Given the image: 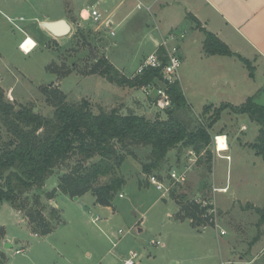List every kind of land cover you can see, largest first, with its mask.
<instances>
[{"label": "rangeland", "instance_id": "1", "mask_svg": "<svg viewBox=\"0 0 264 264\" xmlns=\"http://www.w3.org/2000/svg\"><path fill=\"white\" fill-rule=\"evenodd\" d=\"M11 1L22 3V6L19 5L22 9L6 14L14 19L23 15L26 20L20 24L40 42L35 52H21L11 40L20 31L3 11L0 12V28L9 40L2 47L6 58L0 60V79L5 81H0V84L13 85L15 95L9 96L0 89L16 108L34 106V111L36 108V112L44 116H53L55 108L47 102L43 88L59 85L57 83L61 79V88L69 103L88 99L96 113L102 108L116 107L123 113L132 110L148 119L168 118L166 111L158 110L150 98H145L141 86L120 85L131 88L130 91L127 89L128 94H124L105 76L86 74L97 58L108 56L121 72L132 76L154 48L149 33L155 26L154 20L161 18V11L156 6L151 12L146 8L133 9L134 0H129V8L123 11L122 7L114 16L113 25L105 27L101 22L116 6L114 2L99 4L100 22L91 18L79 24L72 9L84 10L93 6L96 0ZM65 12L72 31L61 38L56 49L57 44L53 40L49 42L51 38L46 37L50 31L39 23L47 14ZM184 21L182 19L181 24L172 29L185 33L179 44L185 39L188 46V58L182 60L179 69L181 82L184 84L183 80L187 79L196 85L201 83L199 75L202 71L208 73V68L194 60L193 56H197L202 49V42L193 35L195 28L184 27ZM30 43H33L32 39ZM48 64L57 67L59 74L50 71ZM68 69L74 72L62 77L61 73ZM259 78L264 79V76ZM209 94L212 97L213 90L210 89ZM185 98L184 109L189 112L193 125L209 126L217 107L206 109L203 97L194 98L189 93ZM211 102L207 104L211 105ZM208 129L212 160L218 156L213 135L221 130L230 136V149L223 153L229 159L218 158L213 164L206 160L205 150L201 154L196 153L197 162L186 181L175 186V196L163 197L162 191L149 182L150 173L143 171L142 164L148 160L150 148L139 146L137 155H128L117 169L126 179V184L116 194L111 206L96 202L92 193L71 197L58 192L54 197L57 205L54 199H47V192L57 187L58 177L63 172L61 168H56L42 189L43 200L48 205L46 215H50L52 207L61 212L58 222L54 221L56 228L47 235L35 233L22 213L19 214L7 200L0 201V227L4 229L3 234L0 231V264H125L131 250L139 254V264H223V260L241 264L240 257L251 255L249 249L257 237H261L260 245L264 247V220L261 221V214L255 208L246 206L251 200V204L264 208V159L251 146L257 141L260 125L248 113L225 108ZM0 135L7 137L1 119ZM181 147L178 145L168 153L163 170L151 173L167 176L172 168L180 169L191 163V148ZM214 175L217 184L228 186V192L214 189ZM108 178L102 177L99 182H106ZM181 200H197L211 205L214 212L210 221L214 225L198 229L189 218L177 219L175 215ZM222 231L225 233L222 234ZM158 240L163 244H157ZM18 249L21 251L17 252ZM252 264H264V251Z\"/></svg>", "mask_w": 264, "mask_h": 264}, {"label": "trees", "instance_id": "2", "mask_svg": "<svg viewBox=\"0 0 264 264\" xmlns=\"http://www.w3.org/2000/svg\"><path fill=\"white\" fill-rule=\"evenodd\" d=\"M188 16L206 35L203 44L206 55L235 54L216 34L202 28L196 17ZM160 52L163 53L164 49H160ZM239 57L253 77L255 67L252 62ZM56 68L52 64L48 66L50 71L59 74ZM70 72L71 69L62 72V77ZM95 73L129 87L142 86L155 78H162L160 68H147L141 74L127 76L105 56L97 58L86 72ZM168 89L173 104L166 110L169 114L166 119H148L132 110L123 113L116 107L102 108L96 113L88 99L69 103L67 95L58 85L43 88L47 102L55 108L53 116L48 117L34 111V106L16 108L0 89V119L7 130L6 138L0 135V201L7 200L22 213L35 233L47 235L56 228L54 221L58 222L61 214L56 207H52L47 216L48 205L42 197V189L56 168H61L63 172L58 177L57 187L47 192V199H54L58 192L71 197L90 192L96 197V202L111 206L116 194L126 184V179L117 169L128 155H137L139 146L150 148L148 160L142 164L145 173L163 170L168 153L178 145L190 147L198 154L205 150L208 156L206 160L211 163L208 128L228 107L239 113H248L260 125L257 141L251 146L264 159V104L258 103L255 96L248 97L241 105H220L215 109L209 126L193 125L189 112L184 109L186 98L180 82L175 81ZM97 156V160L91 161ZM102 177L109 178L100 183ZM171 196H175V190ZM179 206L175 215L177 219L189 218L198 229L214 225L210 221L212 215H208L209 206L195 200H181ZM246 206L255 208L261 214V221L264 220V208L251 203ZM0 231L4 233L3 227H0Z\"/></svg>", "mask_w": 264, "mask_h": 264}, {"label": "crops", "instance_id": "3", "mask_svg": "<svg viewBox=\"0 0 264 264\" xmlns=\"http://www.w3.org/2000/svg\"><path fill=\"white\" fill-rule=\"evenodd\" d=\"M128 1L129 0H96L93 5L97 6L98 8L99 4L107 5L113 2L116 3V6L111 11H109L104 18H109L114 23L115 20H113V18L117 14V12L122 7L123 11H126L129 8ZM132 2L133 9L139 8L137 4L141 3V8H146L148 12H151L152 8L155 6L159 12L161 11V18L158 21L156 19L154 20L156 22L155 26H153L152 30L149 33L151 41L154 44V48L151 52L156 49L158 40L172 31L174 27L180 25V21L182 19H185V26L183 25L185 28H188V26L195 28L196 31L193 35L199 37L200 41L202 42V49H200L198 55L193 56V58L199 64H203L204 66H206L208 68V73H204L202 71V74L199 75V77L201 78V83H197L196 85H194V82L192 84L187 79L183 80V84L181 82V74L179 71L178 81L181 84L185 97L187 96V93L191 94L194 98L203 97V99L205 100V102L203 103L204 105L206 104L204 108L208 106L216 108L220 107V105L222 104L241 105L247 100L248 97L251 96H255L258 103L264 104V79L259 78L260 75L264 76V0H134ZM19 5L22 6V3H20L19 1L0 0V12L3 11V14L6 15L7 19L12 24H14V26H16V23L20 28L19 29L17 26L15 27L18 28L20 34L11 39L13 46H16L17 49H19L24 54H31L40 47V42L37 37L32 34V32L25 29L22 24H20L22 21H25L26 18L21 15L20 18L16 17L17 19H14L6 14L13 13V11L18 8L21 10L22 7H19ZM104 11V13H107V10ZM72 12H74L76 17H78L77 23L81 24L84 21H89V19L82 18V8L77 11L72 9ZM131 12L132 10L129 13ZM129 13L127 15H129ZM84 14L87 17V12H84ZM188 14L196 17L200 21L202 28L213 32L221 40L227 43L235 54L231 56L220 54L206 55L203 48L206 35L205 33H203V30L196 27V24H194L195 22L193 23V20L191 18H189V20L187 19ZM66 17V12L58 14L52 13L49 15L47 14L42 20H40L39 24L43 25L45 21H57L60 19H65L70 24ZM11 19H13L14 22H12ZM122 20L123 19H121L119 23H121ZM102 25L105 24L103 23ZM70 26L72 31V25L70 24ZM26 35L34 40L37 44L36 47H34L28 53L24 52L19 46ZM64 36L65 35L56 36L51 31L49 32V35H46V37L51 38L49 42H52L53 40V43L57 44L56 49L59 48L58 42H61V38H63ZM8 41L9 40L5 36V33L0 28V60H5L6 58L5 54L3 53L2 47ZM180 48L182 60H185L186 58H188L187 55L189 53L185 39L180 43ZM239 55L241 57L249 59L252 62L253 66L255 67V75L253 77L250 76L248 67L239 57ZM107 58L109 57L107 56ZM109 61L112 62L111 60ZM48 66L49 64L47 65V68ZM72 72L74 71H71L70 73ZM89 75L90 74H88V76ZM0 81L4 82L5 80L0 79ZM60 81L61 79L57 84H59L58 86L61 88ZM54 82L57 81H53L52 83ZM116 85L117 88L124 92V94H128L131 89L127 88L129 90L127 91L126 87H121L118 84ZM0 87L9 96L15 95V88L13 85L10 84L9 86H5L1 83ZM210 89L213 90L212 97L209 94ZM210 101H212L211 105H208L207 103ZM229 108L230 107L226 108V110ZM217 134L226 135V132L224 130H221L215 135ZM229 137L230 136L227 134V150L230 149ZM218 158L221 157L217 155L213 157V164L218 160ZM214 177L215 175L213 176L214 188H227L225 192H228V186L217 184L214 180ZM54 203L57 205V203L55 202V198ZM248 203H251V200L248 201ZM252 204L256 207L255 203ZM216 205L221 208L218 204ZM18 213L21 214L20 212ZM169 216H172L171 213H169ZM260 242L261 237H259L250 247L249 252L251 253V255L240 257L241 264H252L257 260L259 254L264 251V247H261ZM3 255L4 257H6L5 253Z\"/></svg>", "mask_w": 264, "mask_h": 264}, {"label": "built area", "instance_id": "4", "mask_svg": "<svg viewBox=\"0 0 264 264\" xmlns=\"http://www.w3.org/2000/svg\"><path fill=\"white\" fill-rule=\"evenodd\" d=\"M137 6L139 8L142 7L141 3H138ZM84 12H87V17L85 16ZM81 16L84 19H91L93 18L94 21L100 22L101 21V12L100 10L95 6H88L86 9L82 10ZM12 22H14L13 19H11ZM105 24L107 27H111L113 25V21L109 18L104 19L101 24ZM17 26V24L15 23ZM19 28V26H17ZM20 29V28H19ZM113 33V32H112ZM185 33L180 30H172L168 34L164 35L161 39L158 40L156 49L151 52L149 55L146 56V58L143 60V62L139 65L136 72L132 75H138L141 74L144 70L147 68H160L162 78H155L154 81L151 83L142 85V91L144 92V95L146 98H150L153 105L160 111H166L168 108L172 107V99L169 93V85L174 83L175 81L179 80V69L181 67L182 58H181V48L179 41L181 38H183ZM30 37L26 35V37L22 40L20 43V48L28 53L30 52L34 47H36V42L33 40V43H30ZM160 49H164V52L161 53ZM224 137V145L221 147V140L220 138ZM213 144L215 147V150L218 153V156L221 158H227L228 156L223 154L224 151H226L228 147L227 142V135L217 134L213 137ZM190 153L193 154L191 157H189V161L191 163L184 165L183 167L179 168H172L167 176H163L161 174L156 173H150L149 175V182L156 187V189L162 191L163 197H169L173 190L175 189V186L178 184H182L186 181L189 171L193 167V165L197 162V154L194 150H190ZM218 191L225 192L227 188H214ZM120 196H123V194H120ZM197 201V200H195ZM200 203L199 201H197ZM203 206H209L208 209V215L213 216L214 209L209 205L207 202L204 204L201 203ZM211 210V212H209ZM212 217L210 218V220ZM222 234L225 233V231L221 232ZM157 244H162L160 240L156 241ZM21 250H17V252H20ZM139 254L137 251L131 250L129 253V257L125 260V264H139L138 260ZM223 264H232V261H223Z\"/></svg>", "mask_w": 264, "mask_h": 264}, {"label": "water", "instance_id": "5", "mask_svg": "<svg viewBox=\"0 0 264 264\" xmlns=\"http://www.w3.org/2000/svg\"><path fill=\"white\" fill-rule=\"evenodd\" d=\"M43 26L56 36L67 35L71 31V26L65 19H60L57 21H45Z\"/></svg>", "mask_w": 264, "mask_h": 264}, {"label": "bare ground", "instance_id": "6", "mask_svg": "<svg viewBox=\"0 0 264 264\" xmlns=\"http://www.w3.org/2000/svg\"><path fill=\"white\" fill-rule=\"evenodd\" d=\"M220 140H221V147H222V146L225 144V143H224V137H221ZM227 148H228V147H227ZM227 148H225V149H227Z\"/></svg>", "mask_w": 264, "mask_h": 264}]
</instances>
